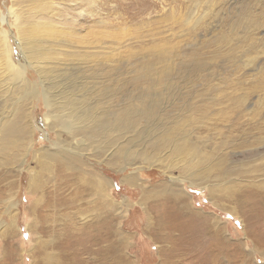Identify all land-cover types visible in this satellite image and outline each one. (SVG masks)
<instances>
[{
	"label": "rangeland",
	"instance_id": "374dc122",
	"mask_svg": "<svg viewBox=\"0 0 264 264\" xmlns=\"http://www.w3.org/2000/svg\"><path fill=\"white\" fill-rule=\"evenodd\" d=\"M255 1L95 0L80 17L83 29L101 27L103 60L75 65L69 75L82 79L87 89L95 85L102 91L103 99H108L97 106L111 118L115 113L132 114V125L120 131L115 146L99 151V158L94 157L95 145L87 147L92 157L85 161L113 183L110 193L117 202L113 212L130 244L127 251L139 264H157L160 252L136 230L146 215L157 219L159 203L167 198L171 199L165 202L171 203L178 194L208 226L218 220L216 227L226 235L229 247L221 264H264L258 252L253 255L258 239L247 237V231L255 238L264 236V216L257 200L254 209L244 207L246 193L264 194V8ZM10 6L11 0H0L5 13ZM63 16L79 18L75 10ZM5 27L14 59L25 65L15 28ZM94 33L89 32L88 39ZM27 75L38 87L36 73L29 70ZM27 113L36 130L33 148L52 146L56 135L44 122L47 110L40 96ZM87 138L95 142L88 136H78L77 141ZM177 148H182L181 156ZM195 157L200 161L196 170L187 164ZM25 158L22 171L0 162V264L33 263L29 254L38 234L29 230L36 216L28 209L35 197L28 191L27 169L34 161L32 155ZM195 171L206 175L202 185L190 181L188 175ZM230 185L229 194L234 195L226 197L224 189ZM1 189H6L4 195ZM169 203L163 205L169 208ZM188 218L170 215L168 221L185 234L204 233L202 219L192 224ZM14 228L17 235L11 236ZM7 253L17 256L10 259ZM202 254L192 257L202 262L206 256Z\"/></svg>",
	"mask_w": 264,
	"mask_h": 264
},
{
	"label": "bare ground",
	"instance_id": "6f19581e",
	"mask_svg": "<svg viewBox=\"0 0 264 264\" xmlns=\"http://www.w3.org/2000/svg\"><path fill=\"white\" fill-rule=\"evenodd\" d=\"M94 1L11 0L6 13L0 8V162L17 165L22 171L28 158L25 156L33 157L34 167L29 166L27 172L28 191L35 197L28 209L36 216L35 224L30 225L29 230L38 234L35 248L31 254L28 252L34 264H139L129 255L127 249L130 244L125 235L122 237L124 229H121V221L113 212L117 206L110 193L113 183L85 161V157H92L87 147L95 145L94 157L99 158V151L105 153L106 149L115 146L121 138L120 131L129 129L132 114L122 117L115 113L111 118V114L97 106L108 99H103L102 91L95 85L87 89L82 79L73 80L69 75V70L75 69V65L102 63L105 42L101 27L95 25L83 29L80 21ZM255 2L264 8V0ZM69 10H75L79 18H65L63 12L66 14ZM8 24L17 32V44L23 52L26 66L13 57V45L5 27ZM89 32H95L92 40L88 39ZM29 70L36 73L38 87L29 79ZM39 96L47 110L44 122L55 133L56 142L52 146L34 149L36 130L31 114L27 112ZM63 134L66 139H63ZM78 136L91 137L95 142L89 138L79 142ZM175 151L180 156L183 153L182 148ZM199 163L195 157L187 164L195 169ZM188 177L198 185L206 180V175L199 171L190 172ZM50 183L52 188L48 186ZM261 188H257L258 191ZM232 189V185L224 189L226 197L234 195L229 194ZM1 190L4 195L6 189ZM211 192L215 193V190L211 188ZM182 195L178 194L171 203L165 202L171 198L162 199L164 202L159 203L157 219L146 213V222L141 223L136 231L157 244L160 252L157 264H198L199 257L192 256L200 251L206 256L199 264H221L227 259L225 253L229 255V247L226 235L219 226L216 227L218 220L208 226L207 220L196 215L187 199L181 198ZM255 200L264 216V194L261 192L246 193V211L254 209ZM165 203L170 207H165ZM235 210L233 208L231 213ZM170 215L188 216L186 222L194 224L197 219H202L207 227L204 233L185 234L177 223L171 225L168 221ZM15 228L10 232L11 236L17 235ZM247 237L258 239L254 241L253 255L258 252L264 258V236L255 238L257 236L247 231ZM198 238H205L206 242L198 243ZM7 256L11 259L17 255L7 253Z\"/></svg>",
	"mask_w": 264,
	"mask_h": 264
}]
</instances>
